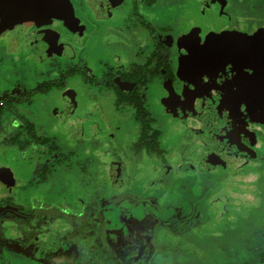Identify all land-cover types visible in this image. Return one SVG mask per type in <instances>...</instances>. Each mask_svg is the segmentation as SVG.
<instances>
[{"label":"rangeland","instance_id":"rangeland-1","mask_svg":"<svg viewBox=\"0 0 264 264\" xmlns=\"http://www.w3.org/2000/svg\"><path fill=\"white\" fill-rule=\"evenodd\" d=\"M249 2L245 17L257 16V25L261 24L264 0ZM200 4L201 18L191 19L188 5L172 11L156 8L153 17L166 18L177 27L182 19L178 28L200 37L202 32L211 33L209 28L218 26L215 18L220 10L217 3L203 0ZM47 22L40 23L35 31L50 32ZM55 30L61 32L57 42L45 38L51 47L56 43L54 50L59 46L58 57H42L48 60V70L38 67L39 63L33 66L27 62L24 66L9 61L0 50V103L14 94L15 87L36 88L44 78H50L51 69L56 71L55 79L69 70L74 61L62 55L71 46L65 43L68 40L63 29ZM99 53L95 63L103 77L112 65L130 58L122 46L115 50L108 46ZM34 57L38 62L41 59V55ZM99 90L103 93L100 99L104 97L106 103L100 100L82 108L73 99L76 105L66 109L61 92L51 91L49 95H38L31 108L20 107L10 123L14 127H8L5 118L0 119V129L7 126L0 132V264H7L9 259L12 264H68L58 254L71 253L73 246L82 253L73 264H90L102 252L99 248L88 251L87 243L92 246L96 239L104 240L105 254L110 256L107 261L103 258L106 263L98 264H264V117L237 119L231 141L212 155L201 149L207 139L181 120L167 117L168 122L174 120L180 126H168L165 132L144 96L153 111L152 128L159 129L163 148L173 162L167 165L157 153L147 154L133 147L140 138L141 122L125 106L121 108L122 122L128 126L121 125L119 134L116 129L121 123L115 117L119 107L116 109L112 89ZM145 91L154 98L157 112L170 116L162 104L164 91L157 81L149 83ZM31 118L37 134L49 141L22 150L19 146L28 136L20 129V122ZM14 144L19 146H9ZM40 150H51V154ZM56 159L57 168L49 172V181L37 184L34 171L38 165ZM28 181L35 183L32 193L24 188ZM49 187L53 192L45 200L39 191L46 192ZM29 229L42 239L37 242L38 248L33 247L34 243L32 247L22 245L23 240H30H25L24 233Z\"/></svg>","mask_w":264,"mask_h":264},{"label":"flooded vegetation","instance_id":"flooded-vegetation-1","mask_svg":"<svg viewBox=\"0 0 264 264\" xmlns=\"http://www.w3.org/2000/svg\"><path fill=\"white\" fill-rule=\"evenodd\" d=\"M202 1L203 0H60L57 11L47 14L40 19L9 27L0 36V50L3 57H7L9 61L13 59V61H18L19 64L21 63L24 66L27 62H30L33 66H37L39 63L38 67L43 70H48V67L45 65L48 60L44 58L52 56L53 54H55L54 57H58V52L56 51L59 46L57 45L54 50V45L56 43L51 47V44L45 41V38L48 39V37H50L57 42V40L60 39L61 35L59 33L61 32L57 33L58 30L55 29L61 27L68 40L65 43L69 42L71 46V48H67L62 57L74 62L70 63L71 65L68 71L61 72L56 79V71H52L50 68L51 79L44 78V81L42 83L40 82L36 88L29 89L27 85L21 88L15 87L14 94L8 95L9 97L5 99V102L2 101L0 103V119L4 120L5 118V124H10L13 119H16L15 116L20 113V107L31 108L38 95H49L51 91L61 92V101L65 104L64 106L66 109H68L70 105H76V103L72 102L73 99H77L81 107L85 108L91 105L90 103L98 104L100 100H104V97L103 99L99 97L100 94H103L99 89L102 87L104 89L105 87L112 89L111 92H113L116 109L119 107V112L116 114L114 113L116 119L121 123L116 129L117 131L119 129V134H121V125L128 124L122 122V119L124 120L121 111L123 106L128 107L130 109L129 112H134L136 119L141 122V127L145 126V123H150L151 127H153V111L149 107L151 106L158 115L156 118L159 120V123L164 125L165 132H167L168 126L172 128H175V125H177L178 128L180 126L174 120L168 122V118H176L178 119L177 121L181 120L189 129H192L200 136L207 139L206 144H203L204 147H201V149H205L207 152L215 155L216 149L223 148L227 143L223 146H213L211 139L207 135H202L187 124L185 119L188 118L193 123H196L200 121L198 119H201L203 115L205 121L203 120L204 122H202L201 127L207 131L209 125L211 126L210 122H208L211 118L208 112H206V109H200L201 112L196 111L198 115L201 116L200 118L196 113L191 111V109L187 108L189 101H191V98H188L189 93H191L192 90L194 92L195 85L197 88L199 83V86L201 85L202 87L201 89H204L206 93L212 92V96L218 95V102H220L221 99L222 106L220 110L218 108L217 114L213 113L211 108L210 111L214 118L218 117L224 119L221 122V126L225 133H230L232 135L234 129L237 127L235 123L237 119L250 116V114H235V116L229 118L232 114V110L228 112L230 107L227 105L235 102L245 103V99L247 98L245 81L246 83L250 82V84L248 83L249 86H247L248 89L251 88L249 92L252 96L260 92L258 86H252L254 80L258 83L264 82V52L261 53V56L257 55L260 47L259 44L264 46V22L259 21L261 24L257 25V16L245 17V7H249V0H205L206 3H217L220 5L219 13H217V16L215 15V19L219 21V23H217L218 26H215V28H209L211 33L206 32V30L202 32L203 34L200 37L191 34L188 29L184 28L185 31L179 29L178 27L181 25L180 22H182V19H179V26L177 27L174 22L173 24H169L166 18H160L158 16L153 17V15L155 16L153 10L156 8L172 11L176 8L181 9L188 5L190 11H192L191 19H193V17L201 18L198 8H201L200 3ZM240 9H243V11H240ZM58 15L60 16L56 17ZM51 18H53L51 22H47L50 21L49 19ZM154 19L156 20L155 22H153ZM43 21L49 24L50 32L45 31L37 33L35 29L38 30L37 28L41 26L40 23ZM2 23L3 17L0 15V24ZM203 24L205 23L203 22ZM33 42L35 43V47H33ZM48 43L51 47L49 49L46 47ZM19 45L20 48H18ZM108 46H113L114 50L122 46L125 54L130 56V58L125 60V63L117 62V64L115 63L112 65V68H109L107 76L103 77L99 75V67H97L95 59L99 54L101 55L99 52ZM209 50H211V53L213 51L215 52V60L218 62V64L216 63L212 66L211 70L209 69L210 72L206 65L205 68L201 65L199 69L196 67V64L193 65L195 60L206 55ZM73 51L75 52L74 54H72ZM34 55H41L39 62L35 59ZM42 57H44V60ZM190 57L193 59H189ZM42 61L44 64L42 63L41 65ZM80 64L82 66H80ZM49 66H51L50 63ZM185 69L189 78L185 75ZM202 72L204 73L203 77L206 78L208 75L210 76L212 83L208 80L209 86L203 85L204 80L200 81L198 79ZM152 81H157L162 91H164V94L161 96L162 104L164 103L163 105L170 116H166V113L163 111H160L163 116L160 115L153 102L154 98L145 91ZM83 83L86 89L83 87ZM100 83H102L103 86H100ZM62 84L67 85H63L65 86L63 87L61 86ZM43 86H48V90L41 91V87ZM127 87H130L129 90ZM25 88L28 89V93ZM59 88L62 89L58 90ZM88 88L91 92H86ZM32 89L34 91H32ZM138 89L139 91H137ZM64 92H67L66 95H62ZM122 96L124 97L122 98ZM130 96L134 97L135 101L133 105L126 101V98ZM144 96L149 99L151 103H149V106H147V101ZM11 100L12 102H10ZM172 101L184 105L181 110V115L178 117H176L175 113L169 108V106L173 108L174 104ZM256 101L264 105V97H257ZM193 108L195 110L196 106H193ZM8 115L12 118L8 117ZM124 116H126V111ZM32 119L33 118L27 122H25L26 119H21L19 126L21 127L20 129H24L23 133L28 137L29 127L31 124L33 126L36 125L35 122H30ZM1 122L3 123V121ZM168 123L171 125H168ZM25 124L27 125V129H25ZM9 126L14 127V125L11 124L8 125V127ZM3 128L4 126L0 129V132L6 129L7 126ZM15 129L16 128H14V131L16 132L17 129ZM35 130L37 129L35 128ZM151 132L152 134L158 132L159 137L161 135L157 128L156 130L152 128ZM137 142H135L133 147H139ZM159 143L164 147L163 145L165 144L161 142L160 138ZM9 146H19V144ZM166 146H168L167 143ZM49 151L47 153H49ZM145 151L148 153L147 150ZM47 153L44 154L48 155ZM49 154H51V152ZM58 161L59 159H56L51 163L41 164H52V171L57 168ZM206 162L204 164L208 165ZM37 169L34 171V173L37 174V178L34 179L41 180L42 178L37 173ZM48 177L49 180V173ZM39 180H37V184H40ZM46 182L48 181L41 183ZM24 188L30 193H32L33 189L36 190L34 182L27 183V186ZM39 192L45 195L46 200L48 194L53 191L49 187L46 192L43 190ZM38 220L36 219L37 222ZM72 230L73 228L68 232L71 233ZM39 241H42V239H38L36 235H33L29 241L25 242L23 240L22 245L25 244L24 247H29V245H31L32 247L34 243L33 247H36V245H39L37 243Z\"/></svg>","mask_w":264,"mask_h":264},{"label":"water","instance_id":"water-1","mask_svg":"<svg viewBox=\"0 0 264 264\" xmlns=\"http://www.w3.org/2000/svg\"><path fill=\"white\" fill-rule=\"evenodd\" d=\"M60 4V0H0V15L3 17V23L0 24V36L11 26L20 24L23 22H28L32 20H37L42 18L43 16H46L47 14H51L58 10ZM259 51L257 53L258 56H261V53L264 52V46L259 44ZM215 52L213 51L211 53V50L206 55H203L201 58L194 61L193 65L196 64V67L199 69L201 65L205 68V65L210 72L212 66H214L218 62L215 60ZM257 56V57H258ZM190 57L189 59H191ZM193 59V58H192ZM189 61V60H187ZM186 61V62H187ZM210 69V70H209ZM203 73V72H202ZM185 75L187 78H189V75L185 69ZM207 76V75H205ZM201 78V79H200ZM204 78V79H203ZM200 81L204 80L203 85H208L209 82H211V78L208 75V77H200L198 78ZM198 80V81H199ZM209 80V82H208ZM194 82V78H193ZM260 82V81H259ZM198 83V82H197ZM212 83V82H211ZM250 84V82H248ZM248 83L245 81V92L247 98L245 99V103L242 102H235L233 104L227 105L230 107L228 109V112L232 110V114L229 116L231 118L232 116H235V114H250L253 117L263 119L264 117V105L257 103L256 98L257 97H264V82L258 83L254 80L253 85L254 87H259L260 92L256 93L255 95H251L248 89ZM195 85V83H194ZM213 85V84H212ZM248 85V86H247ZM213 87V86H212ZM201 85L199 86V83L194 87V92L192 90L191 93H189V97L191 98V101H189V104L187 105L188 109H191L194 113L198 115L197 112H201L200 109H206V112H208V115L211 119H209L208 122H210L211 126L209 125V129L205 131L202 126V122H204V118L202 115L199 116L201 119H198L200 121L198 122H192L190 119H185L187 124L196 129L199 133L202 135H207L211 141L213 146H223L226 143L231 141V134L225 133L221 122L224 119L220 118H214L211 111L215 114L218 113V108L220 110L221 108V102H218V95L212 96L211 93H206L204 89H201ZM212 89V88H211ZM214 93V92H213ZM221 98V97H220ZM202 102V104H201ZM172 106H169L170 110L175 113V116L178 117L181 115V110L184 105H181L179 102L172 101ZM169 104V103H168ZM193 106H196V109L194 110ZM199 106V107H198ZM203 107V108H202ZM211 108V111H210ZM197 111V112H196ZM203 114V113H202ZM228 114V113H227ZM204 120V121H203ZM207 125V124H206ZM204 130V131H203Z\"/></svg>","mask_w":264,"mask_h":264},{"label":"trees","instance_id":"trees-1","mask_svg":"<svg viewBox=\"0 0 264 264\" xmlns=\"http://www.w3.org/2000/svg\"><path fill=\"white\" fill-rule=\"evenodd\" d=\"M48 86L45 87H41V91H46L48 90ZM139 91V89L137 90ZM124 95V94H123ZM129 96V95H127ZM124 96H122L123 98ZM121 99V98H120ZM121 101V100H120ZM126 101L130 104H134V97H127ZM29 136L33 137V139H26L25 142L23 143V145H20L22 150H26L29 147H34L32 146L33 144L35 145H46V143L49 141V138L39 135L36 133L35 128L33 127V125L31 124V126L29 127ZM152 127L150 123H145V126L141 127V136L139 141L137 142V145L139 147H135L138 151L140 150H147V154H155L157 153L159 156L158 159H161L162 161H164V163H166L167 165H173V162L171 161V159L167 157V155L169 154V152H167L168 150L164 149L160 143H159V133L156 132L154 134H152ZM21 136V134L19 135ZM19 136H15L17 139L19 138ZM44 137V138H43ZM17 143V141H16ZM146 144V147H145ZM52 149V148H51ZM43 151H39V153ZM51 152V150H50ZM157 160V159H156ZM160 161V160H159ZM51 166L52 164H40L38 169H37V173L41 176V180H39V183L41 182H45V181H49L48 180V173L51 171ZM32 221V220H29ZM29 221H27L29 223ZM24 224H26L25 220L22 221ZM33 222H35V220H33ZM24 226V225H23ZM25 227V226H24ZM24 227H22L23 231H24ZM25 240H29L32 238V236L34 235L33 230L29 229V231H25ZM28 237V238H26ZM31 237V238H30Z\"/></svg>","mask_w":264,"mask_h":264},{"label":"crops","instance_id":"crops-1","mask_svg":"<svg viewBox=\"0 0 264 264\" xmlns=\"http://www.w3.org/2000/svg\"><path fill=\"white\" fill-rule=\"evenodd\" d=\"M39 220L41 221V219H39ZM85 241H88V240H85ZM103 242H104V240L100 241V240L96 239L92 242V246L89 243H87L89 246V250H88L89 252H92L93 249L95 250L96 248H99L102 250V252H98L99 256L97 255V256L93 257L94 259H92V262H90V264H98L100 262L102 263L103 261H105V260L107 261L110 259V256L105 254L106 246H104L105 243H103ZM113 244H115V243H113ZM73 245H76V244H73ZM88 246L86 245V247H88ZM81 247H83V246H81ZM71 248H72V252L70 251L71 253H69V254L65 253L64 251L60 252V254H58V256H61V258H63L65 260V262H66V260H68V264H73L75 259H77L79 256H82V253L80 254V251L76 250V248H77L76 246H73ZM19 249H21V248H19ZM112 256H113V258H112L113 261H115L116 255L114 254V252L112 253ZM103 258H105V260ZM106 261H105V263H106ZM6 262H7V264H12V261L10 259L7 260ZM43 264H50V262L45 261V262H43ZM107 264H111V263L108 262ZM114 264H116V262ZM119 264H121V263H119Z\"/></svg>","mask_w":264,"mask_h":264},{"label":"snow or ice","instance_id":"snow-or-ice-1","mask_svg":"<svg viewBox=\"0 0 264 264\" xmlns=\"http://www.w3.org/2000/svg\"><path fill=\"white\" fill-rule=\"evenodd\" d=\"M204 73H201V76L203 77Z\"/></svg>","mask_w":264,"mask_h":264}]
</instances>
